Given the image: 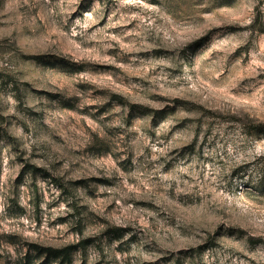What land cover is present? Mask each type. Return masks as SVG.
I'll return each instance as SVG.
<instances>
[{
	"label": "rangeland",
	"instance_id": "1",
	"mask_svg": "<svg viewBox=\"0 0 264 264\" xmlns=\"http://www.w3.org/2000/svg\"><path fill=\"white\" fill-rule=\"evenodd\" d=\"M67 245L264 264V0H0V264Z\"/></svg>",
	"mask_w": 264,
	"mask_h": 264
},
{
	"label": "trees",
	"instance_id": "2",
	"mask_svg": "<svg viewBox=\"0 0 264 264\" xmlns=\"http://www.w3.org/2000/svg\"><path fill=\"white\" fill-rule=\"evenodd\" d=\"M74 245H67L61 248H52V247H45L42 249L43 252L47 250V254L45 260L38 264H51L55 262L56 264H71L72 262V252L74 250ZM31 261L29 256L24 257L21 264H30Z\"/></svg>",
	"mask_w": 264,
	"mask_h": 264
}]
</instances>
